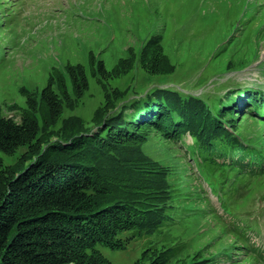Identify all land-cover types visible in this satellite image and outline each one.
<instances>
[{
  "label": "rangeland",
  "instance_id": "1",
  "mask_svg": "<svg viewBox=\"0 0 264 264\" xmlns=\"http://www.w3.org/2000/svg\"><path fill=\"white\" fill-rule=\"evenodd\" d=\"M47 84L63 102L58 128H92L119 110L130 117L137 107L125 106L173 89L189 105L218 108L226 130L264 157V115L248 99L264 94V0H0V115L19 122L29 98L43 114L39 95ZM142 137L132 154L139 168L120 171H142L141 193L131 196L149 202L143 213L165 204L145 186L167 173L187 199L159 231H123L120 248L102 247L112 264L146 262L174 243L182 249L167 264H258L234 225L245 226L264 251V173L233 183L232 172L207 170L190 154L189 131L177 139L145 128ZM21 151H0L3 164H15Z\"/></svg>",
  "mask_w": 264,
  "mask_h": 264
},
{
  "label": "trees",
  "instance_id": "2",
  "mask_svg": "<svg viewBox=\"0 0 264 264\" xmlns=\"http://www.w3.org/2000/svg\"><path fill=\"white\" fill-rule=\"evenodd\" d=\"M74 84L83 86L76 80ZM165 91L171 95L156 89L125 106L137 107L130 117L122 110L103 113L94 128H58L63 102L48 84L39 95L40 104L45 103L43 114L29 98L30 109L19 122L0 115V151L10 155L22 149L15 164L4 165L0 158V264H112L101 248H120L121 232L129 230L134 237L175 220L177 205L187 198L169 184V173L157 181L149 179L145 186L165 199L160 208H148L154 210L149 215L143 213L149 202L131 196L141 193L142 171H120L139 168L141 162L132 154L145 128L177 139L189 131L194 161L210 171L232 172L233 183L264 173L261 149L228 132L215 116L218 108L210 112L206 106L189 105L173 89ZM248 99L249 106L264 115V94L253 91ZM234 229L248 257L264 264V251L249 240L248 229L238 223ZM168 236L163 233L164 241H173ZM181 249L180 244H169L148 261L131 264H167Z\"/></svg>",
  "mask_w": 264,
  "mask_h": 264
}]
</instances>
